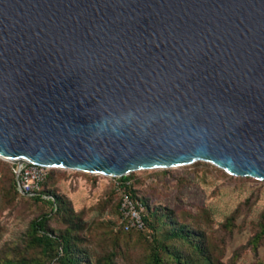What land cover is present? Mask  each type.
Returning <instances> with one entry per match:
<instances>
[{"label": "water", "instance_id": "95a60500", "mask_svg": "<svg viewBox=\"0 0 264 264\" xmlns=\"http://www.w3.org/2000/svg\"><path fill=\"white\" fill-rule=\"evenodd\" d=\"M0 158L264 181V0H0Z\"/></svg>", "mask_w": 264, "mask_h": 264}, {"label": "trees", "instance_id": "16d2710c", "mask_svg": "<svg viewBox=\"0 0 264 264\" xmlns=\"http://www.w3.org/2000/svg\"><path fill=\"white\" fill-rule=\"evenodd\" d=\"M57 171L61 170H51L35 196H23L34 205L47 208V211L31 223L26 241L6 246L0 243V264H133L137 262L133 255L135 242L138 249L146 248L145 255L137 264H230V238L218 236V222L212 211H206L202 217L194 216V221L187 220L172 208L140 197L138 190L134 189L132 174L120 178L122 187L117 189L114 186L112 190L117 199L115 214L119 216L120 230L116 233L107 231L110 234L108 240L112 243L106 242L99 247L93 237V224L87 219V211L79 212L67 195L53 187ZM9 178L10 192L15 199L18 191L12 170ZM123 193H127L138 208H144V229L126 230L121 212ZM242 215V211L237 212L225 225L229 234H237ZM52 222L59 226H53ZM252 249L262 256L264 215L258 221V231L251 245L240 253L235 264H241Z\"/></svg>", "mask_w": 264, "mask_h": 264}, {"label": "rangeland", "instance_id": "374dc122", "mask_svg": "<svg viewBox=\"0 0 264 264\" xmlns=\"http://www.w3.org/2000/svg\"><path fill=\"white\" fill-rule=\"evenodd\" d=\"M12 163L0 158V243H23L31 229V223L46 209L27 201L21 194L10 192ZM59 170V169H58ZM63 171V172H62ZM134 189L140 197H146L157 205H165L187 220L202 217L210 210L218 222L216 232L230 238V264L249 247L258 231V221L264 215V181L227 174L216 166L197 162L193 165L167 169L144 170L132 173ZM53 187L67 195L79 212L87 211L92 222V234L99 247L111 244L110 234L119 229V216L115 214L116 197L113 196L116 180L103 175H91L77 171H57ZM14 182V180H12ZM119 196V195H118ZM118 198V197H117ZM242 211L241 228L236 235L226 231L225 225L237 212ZM53 226H59L52 222ZM133 251L136 263L146 253V248ZM262 256L255 250L247 252L241 264H261Z\"/></svg>", "mask_w": 264, "mask_h": 264}, {"label": "built area", "instance_id": "2783aa9c", "mask_svg": "<svg viewBox=\"0 0 264 264\" xmlns=\"http://www.w3.org/2000/svg\"><path fill=\"white\" fill-rule=\"evenodd\" d=\"M12 163V162H11ZM53 168L36 165L30 163H12V171L15 175L17 191L22 196H35L40 189L41 184L46 181ZM116 180V188L122 187L120 178H112ZM130 184V182H128ZM122 223L125 224L126 230L144 229L145 223L142 218L144 208L137 207L127 193L122 194Z\"/></svg>", "mask_w": 264, "mask_h": 264}]
</instances>
